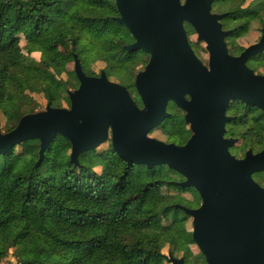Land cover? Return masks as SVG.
I'll use <instances>...</instances> for the list:
<instances>
[{"label":"trees","instance_id":"1","mask_svg":"<svg viewBox=\"0 0 264 264\" xmlns=\"http://www.w3.org/2000/svg\"><path fill=\"white\" fill-rule=\"evenodd\" d=\"M212 9L227 13L228 23L239 22L223 25L231 30L226 40L244 35L255 22L264 24V0H215ZM116 17L115 0H0L1 131L13 130L24 115L35 113L34 94H43L52 106L69 103L66 78L78 80L67 65L75 55L91 76L98 75L92 66L104 63L109 79L130 85L142 106L134 78L137 65L149 56L124 50L134 39ZM185 28L187 34L194 31L188 23ZM22 41L41 53L39 62L23 53ZM170 104V117L156 129H162L168 143L183 145L191 131L181 110ZM106 143L105 150L80 154L79 166L71 163V143L62 136L51 142L39 166L38 139L0 153V259L11 255L15 264H170L163 253L168 248L186 264H206L203 254L195 256L191 249L192 218L176 208L184 203L183 192L200 202L198 192L179 187L184 177L166 165L129 166Z\"/></svg>","mask_w":264,"mask_h":264},{"label":"water","instance_id":"2","mask_svg":"<svg viewBox=\"0 0 264 264\" xmlns=\"http://www.w3.org/2000/svg\"><path fill=\"white\" fill-rule=\"evenodd\" d=\"M215 0H115L116 21L134 39L126 52L149 56L135 77L142 107L129 89L109 79L104 70L86 74L74 56L79 87L68 91L70 107L47 104L44 111L24 115L9 131L0 129V153L33 139L40 141L39 166L51 142L62 136L71 143L70 160L110 142L129 166L166 165L184 177L182 188H194L198 208L176 205L192 218V239L207 264H264V188L252 177L264 172V149L244 159L230 152L236 140L225 138L232 100L264 112V75L247 61L264 52V30L258 43L230 54L221 21L227 13L212 11ZM190 24L206 43L208 65L196 55L185 28ZM185 113L191 137L183 144L150 137L170 113L169 103ZM170 264H186L171 253Z\"/></svg>","mask_w":264,"mask_h":264},{"label":"rangeland","instance_id":"3","mask_svg":"<svg viewBox=\"0 0 264 264\" xmlns=\"http://www.w3.org/2000/svg\"><path fill=\"white\" fill-rule=\"evenodd\" d=\"M184 1L185 0H182V2H184ZM214 13H217V12H214ZM221 23H222V25H226L228 23V21L223 19L221 21ZM228 24L229 25L231 24V26L236 27L239 24V22L238 21L229 22ZM193 30H194V28H193ZM225 30H227V29H225ZM263 30H264V24H260V23H256L255 22L251 26L250 30L247 33H245L244 35L235 37L232 40H229V39L226 40L227 43H228L229 52L231 54H233V55H236V54H239V52L235 54L234 51H237L238 48L245 49V48H247V47H249V46H251L253 44L258 43L260 38H261V36H262ZM188 37H189L190 44H191L192 48L194 49L196 55L200 58V60H202V62L204 64H208L209 53H208V51L206 49V43L201 42V41L198 40V35L195 32V30L191 31L189 29ZM21 47H22L23 53L25 55L29 56L32 60H34L36 62H39L41 60V57H42L41 53L40 52H34V51L30 50L26 46L25 41L21 42ZM258 59H261L262 61H259L257 63H254V61H253V64H252L253 67H251V68L254 69L257 73H261V72H264V56L263 57H259ZM148 61H149V59L147 60V62L139 63L137 65L136 75H137L138 72L144 70V68L147 65ZM105 67H106V65L104 63L97 62L96 64H94L92 66L91 70L99 75L101 73V71L104 70ZM85 68L89 71V68H87V67H85ZM67 69H68L69 72H74V62L68 63ZM66 79H67L68 90L74 91V90H76L79 87V82L77 84V82L75 80H73V79H68V78H66ZM110 80L119 83L118 80H116V78H111ZM134 80H135V78H134ZM120 84L126 86L129 90H132V88H130V85H128V84H126L124 82L120 83ZM134 87H135V81H134ZM33 98L35 99V101H32V109L35 110V112L44 111L46 109L47 104H48L46 99H45V97H44V95L43 94H34ZM170 105H168V107H167L168 110H170V108H171ZM54 107H65V108L70 107V101H69V103H66V102L59 103V104H57ZM1 121H2V125H3L4 122H5L4 118H2ZM189 130H190V128H189ZM150 137L158 139V140L163 141V142H167L168 141V138L166 137V135L164 134V132L162 131L161 128L153 130L150 133ZM107 147H108V143H106L105 145H103V146H101L99 148H100V150H105ZM241 155H242V152H240V151L236 154L237 157H240ZM167 192L171 193V194H175V195L178 194L177 192L171 191V190H168ZM181 198L184 201V203H182L181 205H183L185 207L198 208L201 205V201L199 202L197 200V198L191 192H183V193H181ZM188 228H189L190 231H192V228H193L192 219H190V221L188 223ZM191 249H192V252H193V254L195 256L199 255L200 250L196 246V244L191 246ZM163 253L166 254V256H168L170 251H169L168 248H166V249L163 250ZM0 260H1L0 264H15L14 258H12L11 255L6 257V258H1Z\"/></svg>","mask_w":264,"mask_h":264},{"label":"flooded vegetation","instance_id":"4","mask_svg":"<svg viewBox=\"0 0 264 264\" xmlns=\"http://www.w3.org/2000/svg\"><path fill=\"white\" fill-rule=\"evenodd\" d=\"M242 52L236 55L230 54L233 56H239ZM263 56L264 52L251 57L247 61V66L252 69L253 61L254 63L262 61L258 58ZM254 72L256 74L264 75V72L257 73L255 70ZM181 112L184 117L185 113L182 110ZM226 114L233 119L226 124L225 138L236 140V143L230 147L231 154L237 159H244L248 151H252L253 154L261 152L264 149V112L258 107L247 105L242 101L232 100L229 103ZM239 151L242 152V155L237 157L236 154ZM252 177L256 183L264 188L263 171L253 173Z\"/></svg>","mask_w":264,"mask_h":264}]
</instances>
